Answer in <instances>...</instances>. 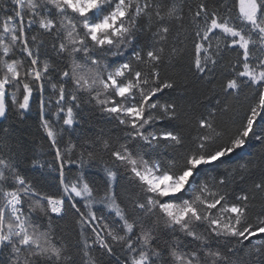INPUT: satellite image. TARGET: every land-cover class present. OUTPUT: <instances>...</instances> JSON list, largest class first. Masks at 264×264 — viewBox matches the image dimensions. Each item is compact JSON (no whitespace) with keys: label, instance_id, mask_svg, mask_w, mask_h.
Masks as SVG:
<instances>
[{"label":"snow or ice","instance_id":"6c2138e0","mask_svg":"<svg viewBox=\"0 0 264 264\" xmlns=\"http://www.w3.org/2000/svg\"><path fill=\"white\" fill-rule=\"evenodd\" d=\"M0 264H264V0H0Z\"/></svg>","mask_w":264,"mask_h":264},{"label":"trees","instance_id":"16d2710c","mask_svg":"<svg viewBox=\"0 0 264 264\" xmlns=\"http://www.w3.org/2000/svg\"><path fill=\"white\" fill-rule=\"evenodd\" d=\"M29 125H30V127H29L28 130L30 132H32L33 134H35L37 136V138H38L40 134L37 132L34 120L29 121Z\"/></svg>","mask_w":264,"mask_h":264}]
</instances>
